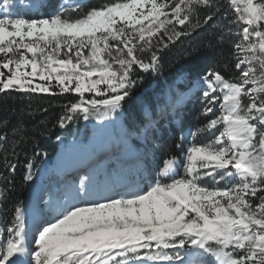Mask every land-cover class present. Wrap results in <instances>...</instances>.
Returning a JSON list of instances; mask_svg holds the SVG:
<instances>
[{
  "label": "snow or ice",
  "instance_id": "1",
  "mask_svg": "<svg viewBox=\"0 0 264 264\" xmlns=\"http://www.w3.org/2000/svg\"><path fill=\"white\" fill-rule=\"evenodd\" d=\"M16 6L0 3V94H71L53 125L62 130L80 120L103 128L134 110L145 76L163 70L160 51L210 28L217 44L236 37V75L197 70L200 48L171 68L173 80L203 85L205 122L150 161L147 178L41 183L36 160L46 153H33L21 174L29 203L17 200L0 224V264H264V0H61L32 17ZM167 108L180 118L178 105ZM7 125L0 205L15 187L12 158L32 138L18 124L10 140Z\"/></svg>",
  "mask_w": 264,
  "mask_h": 264
},
{
  "label": "trees",
  "instance_id": "2",
  "mask_svg": "<svg viewBox=\"0 0 264 264\" xmlns=\"http://www.w3.org/2000/svg\"><path fill=\"white\" fill-rule=\"evenodd\" d=\"M41 1L44 2L42 11L46 13L54 11L61 3V0ZM82 2L88 6H99V4L111 2V0H82ZM214 23L227 24L228 21L218 17ZM213 31L215 29L210 28L191 38L182 37L178 42L170 44L167 49L160 51L163 70L157 77H153L151 74L145 76V82L138 90L135 109L125 112L119 119H115L112 125L113 134L121 144V150L115 151L118 155L135 160L147 145L150 147L153 144L151 161L157 156L162 161L166 150L178 136L186 134L190 129L205 122V118L201 116L204 108L201 89H194V82H186L183 78L173 80L169 76V72L172 67L183 63L193 48H200L201 55L195 62L197 70L218 69L225 77L235 76L232 43L236 37L228 36L222 43L217 44L209 34ZM209 39H212L216 44L214 49H204L203 46ZM203 74L204 72L200 73V75ZM73 99L71 94L64 96L0 94V120L7 119L8 121L7 129H2V131H7L11 140L12 129L18 124H22L27 128L29 136L32 137L26 141L22 148L17 149L18 158H12L13 162L18 164V169L15 173V187L11 189L6 201L0 205L1 224L4 220L11 219V205L17 200H25L28 185L21 183V174L24 172L25 161L28 158H33V153H46L42 159L36 160L39 169L45 162H52L55 159L60 145L83 146L92 135L90 125L96 129L99 127V123L95 120L91 122L80 120L73 123L67 130L53 127L58 115L62 113L64 104ZM173 103L178 105L179 119L174 118L167 108ZM42 109H46V111H41ZM145 113L153 114L150 125L144 122ZM215 114H218V111ZM45 125L50 131L41 136L39 135L40 129ZM57 136L60 137L59 140ZM176 155L179 156L180 153L176 151ZM2 163L3 157L0 153V166ZM146 175H149L147 169ZM152 175H155V171L152 172ZM6 178L11 177L6 174ZM5 187L7 186L4 181L0 180V190Z\"/></svg>",
  "mask_w": 264,
  "mask_h": 264
},
{
  "label": "rangeland",
  "instance_id": "3",
  "mask_svg": "<svg viewBox=\"0 0 264 264\" xmlns=\"http://www.w3.org/2000/svg\"><path fill=\"white\" fill-rule=\"evenodd\" d=\"M2 3V0H0ZM44 2L41 0H17V6L13 10L19 12L28 17L33 15H39L40 13L48 14L45 11H42ZM2 15V11H0ZM198 81L194 82V89H202ZM177 105V103H175ZM115 119L112 122L104 121V127L100 126L96 129L90 125V130L92 135L87 139L83 146L79 145H60L58 152L61 153V163H58L56 158L52 162H45L38 169L39 172V182L48 183L55 182L58 175L62 171H67L65 174L66 177H73L76 179L77 175L83 173L84 168L92 169L90 175L95 179L100 181L107 180L109 183L116 182L123 178H139L143 176L147 178L146 169L148 163L151 161V151L154 148V145L145 147V150L139 155L143 159V166L140 165L137 159L131 160L127 157H121L115 151L121 150V144L118 142L112 131V125L114 124ZM109 153V156L112 155L111 159L107 157H102L103 153ZM119 159V165L116 164V159ZM63 161V162H62ZM81 163L80 165H76ZM106 165V171L103 170V164ZM113 169L111 175H106L108 169ZM77 181V179L75 180ZM74 181V182H75ZM77 186L79 183L75 182ZM31 193V189L27 186L28 199ZM26 194V196H27ZM26 198V197H25ZM26 200H24L25 202ZM31 223V221H30ZM1 224V221H0Z\"/></svg>",
  "mask_w": 264,
  "mask_h": 264
},
{
  "label": "bare ground",
  "instance_id": "4",
  "mask_svg": "<svg viewBox=\"0 0 264 264\" xmlns=\"http://www.w3.org/2000/svg\"><path fill=\"white\" fill-rule=\"evenodd\" d=\"M185 97V96H184ZM188 97V96H187ZM187 97H185V98H187ZM184 98V99H185ZM103 153V155H102V157H107V159L109 160V159H111L113 156L112 155H110L109 156V153L107 154L106 152L104 153V152H102ZM57 157V158H56ZM56 160H57V162L58 163H61V153L60 152H58V154L56 155ZM63 162V161H62ZM81 163H77L76 165H80ZM106 165H108V163H105V164H103L102 166H103V170H104V172L106 171ZM92 172V169H88V168H84L83 169V173H81V174H79V175H77L76 177V179H77V181H75L76 179H74L73 177H75V176H73V177H66L65 176V174L66 173H68L67 171H62V172H60L59 173V175H58V177H57V179L55 180V182L57 183V184H62L64 181H72V182H77V183H79V178L81 177V176H83L85 173H88V174H90ZM25 203H29V199H28V194H27V196H26V198H25Z\"/></svg>",
  "mask_w": 264,
  "mask_h": 264
}]
</instances>
